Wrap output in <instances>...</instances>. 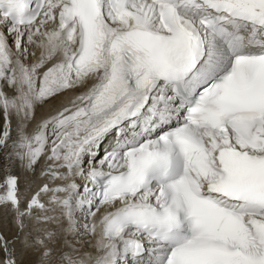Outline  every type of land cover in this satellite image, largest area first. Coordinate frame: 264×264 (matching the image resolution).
<instances>
[{"label":"snow or ice","instance_id":"6c2138e0","mask_svg":"<svg viewBox=\"0 0 264 264\" xmlns=\"http://www.w3.org/2000/svg\"><path fill=\"white\" fill-rule=\"evenodd\" d=\"M0 169L32 264H264V0H0Z\"/></svg>","mask_w":264,"mask_h":264},{"label":"bare ground","instance_id":"6f19581e","mask_svg":"<svg viewBox=\"0 0 264 264\" xmlns=\"http://www.w3.org/2000/svg\"><path fill=\"white\" fill-rule=\"evenodd\" d=\"M45 111H46V106L45 108H38L37 118L43 115ZM102 154L103 153L101 150V155ZM13 171L14 174H18V175L20 174V170L18 167ZM37 175H39V168L37 169ZM3 179H4V172L2 169H0V183L3 182ZM43 182H44L43 178L36 180L33 183L31 189L28 191L27 194L28 197L34 194V192L38 189V186H42ZM20 188L22 192L25 190V181L22 177L20 180ZM41 198L45 202L48 199V197L43 194ZM25 204L26 201L25 203L21 204V207L23 208ZM25 223L30 225V221L27 219L25 220ZM0 235H2L5 239L11 241L9 247L10 249H13L15 251L18 264H32V262L36 260L37 256L39 255V253L36 251H29L25 256L21 257V252L23 251V245L21 243L23 239V233L20 232L18 226L14 221V214L8 213L7 215H5L2 207H0ZM69 239H72V237L69 236ZM3 257H4V253L0 251V259H2Z\"/></svg>","mask_w":264,"mask_h":264}]
</instances>
